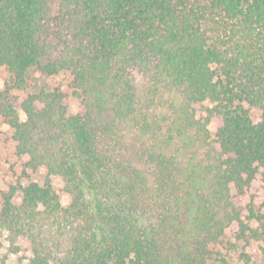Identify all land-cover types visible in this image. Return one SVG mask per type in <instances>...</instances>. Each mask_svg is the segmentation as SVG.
Segmentation results:
<instances>
[{"label":"trees","instance_id":"1","mask_svg":"<svg viewBox=\"0 0 264 264\" xmlns=\"http://www.w3.org/2000/svg\"><path fill=\"white\" fill-rule=\"evenodd\" d=\"M1 67L14 89L65 71L81 100L0 91L47 174L1 192L0 264L21 241L30 264H207L232 223L264 240L231 191L264 182V0H0Z\"/></svg>","mask_w":264,"mask_h":264},{"label":"rangeland","instance_id":"2","mask_svg":"<svg viewBox=\"0 0 264 264\" xmlns=\"http://www.w3.org/2000/svg\"><path fill=\"white\" fill-rule=\"evenodd\" d=\"M13 76L6 67L0 68V91L9 89L12 96L19 100L27 95L39 91H58L62 94L63 103L68 114L79 111L81 94L78 89L71 87L70 76L62 71L54 75H47L35 69H29L26 74V84L22 89H14ZM205 105L210 106L209 102ZM253 122L260 118V111L255 107L244 104ZM198 111L202 109L197 106ZM20 119L24 120V113L19 110ZM218 119H213L209 124L212 133L216 131ZM27 157L16 153V142L12 138L11 128L0 117V194L10 185L27 184L29 182L43 183L47 174L43 167L29 170L26 167ZM57 189L62 204H67L69 197L61 191V183L56 177H50ZM232 194L240 209L242 221L259 231L264 228V182L260 175H256L245 186L240 194L234 184H231ZM251 216L250 219H247ZM212 259L207 264H264V240L253 239L249 233L241 234L239 224L232 223L212 245ZM30 249L25 241L20 242V251L9 256L7 264H30Z\"/></svg>","mask_w":264,"mask_h":264}]
</instances>
